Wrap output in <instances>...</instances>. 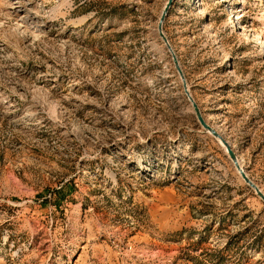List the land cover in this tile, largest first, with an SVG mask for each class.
Here are the masks:
<instances>
[{"label": "rangeland", "instance_id": "rangeland-1", "mask_svg": "<svg viewBox=\"0 0 264 264\" xmlns=\"http://www.w3.org/2000/svg\"><path fill=\"white\" fill-rule=\"evenodd\" d=\"M164 3L0 0V264H264ZM161 28L264 194V0H172Z\"/></svg>", "mask_w": 264, "mask_h": 264}, {"label": "water", "instance_id": "water-1", "mask_svg": "<svg viewBox=\"0 0 264 264\" xmlns=\"http://www.w3.org/2000/svg\"><path fill=\"white\" fill-rule=\"evenodd\" d=\"M172 0H165V3L163 4V7L160 11V14L158 16L157 19V23H156V35L157 38L159 39V41L161 42L164 50L167 52L168 56L170 57L172 66L181 82V89L184 93V95L186 96L190 107L192 109V112L194 114L195 120L197 121V123L199 124V126L208 134H210L214 139L217 140V142L221 145V147L223 148V150L225 151L228 159L230 160L234 170L236 171V173L238 174L239 178L253 191V193L264 203V194L260 191V189L247 177L246 173L244 172V170L242 169V167L240 166L234 152L232 151L230 145L227 143V141L217 132L215 131L212 127H210L202 118L200 111L196 105V103L193 101V99L191 98L188 89L186 87L185 81H184V77L182 74V71L178 65L176 56L174 55L166 37L164 36L163 32H162V22L163 19L167 13L168 8L171 5Z\"/></svg>", "mask_w": 264, "mask_h": 264}, {"label": "bare ground", "instance_id": "bare-ground-1", "mask_svg": "<svg viewBox=\"0 0 264 264\" xmlns=\"http://www.w3.org/2000/svg\"><path fill=\"white\" fill-rule=\"evenodd\" d=\"M201 17V16H200Z\"/></svg>", "mask_w": 264, "mask_h": 264}]
</instances>
